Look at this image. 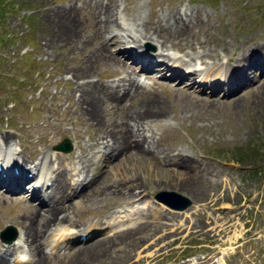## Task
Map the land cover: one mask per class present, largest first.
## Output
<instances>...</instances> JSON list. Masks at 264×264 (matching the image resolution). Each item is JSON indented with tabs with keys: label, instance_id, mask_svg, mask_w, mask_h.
Instances as JSON below:
<instances>
[{
	"label": "rangeland",
	"instance_id": "rangeland-1",
	"mask_svg": "<svg viewBox=\"0 0 264 264\" xmlns=\"http://www.w3.org/2000/svg\"><path fill=\"white\" fill-rule=\"evenodd\" d=\"M12 1L14 6L13 8L9 7L8 13L4 18L6 27H4V30L0 28V34L7 36L8 32H10L14 38L10 39L9 43L0 39V135L4 132L11 135L16 149L24 157H27L28 162L36 159V157L41 158L43 154L47 153L51 157L53 156V166H57L58 164L54 158L57 157L55 151L59 150L54 149V147L65 137L73 141L74 151L85 142H95L92 137L95 129L90 126L91 121H89V124L85 123V117L80 116L78 109L75 107L73 95L71 96L73 88L77 85L75 78L77 74L75 70L72 71V68L81 61L86 68L92 70L88 72L89 74L96 71L93 79L102 78L104 81H108L111 77L118 78L121 73L117 74L114 66H107V63H100L96 68L95 66L93 68L91 61H83L89 58L88 55H90L91 51L99 50L95 47L97 40H99L97 36L99 35V29L93 28V23L90 20L88 21L89 24L81 28L79 36L74 39L75 42L66 38L62 31L61 41L54 36L58 34L54 27L56 28L60 22V15L58 17L51 11L61 8L62 5L69 2L74 3L77 1L80 5L82 0ZM175 1L118 0L117 4L121 8H124L125 5L127 6L128 16L129 11H133L130 16L132 18H136L139 12V15L145 14L143 16L146 19L151 17L152 20L155 19L157 13H159L158 17L165 13L167 14L175 5L188 8L189 12L194 13L199 8L204 12L202 21L195 26L194 32L190 33L188 39L189 41H194L198 48L201 47L196 39L206 41L208 45L216 46V50L222 56L226 55V53L222 46L219 45V41L228 43L229 48L233 49L235 54H238L243 42L248 44L250 41L264 37V0ZM83 10L80 16L77 17L82 22L87 16L90 17L89 12L86 9ZM21 15L22 17H20ZM128 16L123 14L122 17L125 19ZM22 19L24 21H21ZM127 19L129 20V18ZM1 25L3 26V20ZM205 29H207V32ZM23 30L29 33L21 37L19 34ZM62 30L64 33H68L66 23L63 24ZM49 35L55 38V43L50 42ZM15 38L20 40L15 43ZM90 39L93 40L91 43L89 42ZM213 40L216 41L213 42ZM21 41L26 42L25 44L23 43L22 47ZM116 47H114V50ZM170 48L175 51L178 50L177 52L180 50L174 46ZM22 49H28L27 51H30L33 56L19 59V53ZM180 51L182 52V50ZM249 69L252 77L257 76L250 81L248 91H245L247 94H243L240 98L242 110L240 108L236 111L233 108V100H227L226 102H221V104L217 103V107L214 106L216 115L214 114L209 118V121L200 119L196 121L189 115L183 114L181 112V104L178 106L179 108L175 105L176 99L180 97V91L177 90L170 93L171 85L169 86L170 88L165 85L155 86L161 96L166 97L167 94H173L174 96L171 99L172 102L168 100V107L171 110L169 111L168 121H165L164 125L154 128V131H156L155 136L157 135L156 138L162 139L161 150L168 145H172L174 148L184 149L204 161L207 160V163L215 166L216 173L210 192L212 194L216 193L217 196L210 197L208 191H205L206 193L202 195H198V192V196H196V193L191 190L188 192L187 188L174 185V180H169L182 181L180 180L181 172H168L166 170L163 171L160 167L155 168L154 162L148 157L144 159L142 153H138L139 158L136 157V161H133V163H118V165L111 168L106 176L101 174L102 177L113 179L115 178V173L118 174V171L124 170L122 177L131 175L129 176L130 178L144 182V186H142L144 198L142 197L139 200L140 202H138L140 203L138 206L142 208L144 215L151 213L152 209H156L157 206V208H164L163 210H180L158 200L155 195L163 189H174L192 200L188 207L181 209L185 211L184 217L190 215L191 222L194 223H197L198 220L207 221L201 231L197 230L196 227L189 226L190 223L188 222L189 224L187 223L184 229L173 231L169 236H166L164 239L169 242L163 246L162 243L164 241H160L159 246L155 245L147 249L138 246L133 252L135 259L149 254L146 258H142L139 264H179L187 260L198 262L201 259L205 260L211 257L217 259L216 264H264V175H255L252 172L253 170L251 172L248 171L250 165L256 160L263 161L257 163L255 167L264 166V81L262 82L257 78L260 75V67L252 66ZM38 72L41 73L38 74ZM163 80L167 81L166 79ZM175 82L173 81L172 84ZM243 91H239L237 95H241ZM77 93L79 94V91ZM255 95L260 98V104L257 105L256 109L252 104ZM231 97H234V95ZM250 106L255 110L250 109ZM149 132H153V130L151 129ZM252 142H255V148L259 149L257 153L248 158L249 161L242 163L238 160L240 154H238L237 150L241 147L253 146ZM61 152L68 154V152ZM105 164L104 158L93 161L92 165L88 166L89 174L91 176L98 175L101 173L100 169L105 167ZM120 182L124 186V183L129 181L125 179L124 181L120 180ZM107 195H100L93 201L85 197H80L81 199L79 196L71 197L69 201L72 202V207L69 209V215L74 221L72 222L71 220L70 224L69 220H63L54 226L53 232L47 239V243H49L46 247L47 251L51 254L73 256V254H76L75 252H78L77 250L69 252L67 248L63 247V245H67L66 239L70 238L71 232L77 231L79 228L86 231L87 227L83 228V226L91 224L90 219H97V217L109 214L113 210H116V212L112 219L108 218L106 221L93 223L95 226L94 231L97 234L91 240L100 238L114 230L125 228L134 221L140 220L141 215L129 217L132 206H120L121 201H125L122 195L116 197ZM212 200L214 202L212 205H206L207 202ZM20 201L19 199H4L0 197V241L5 244L17 245L19 241L22 242L20 236L21 228L15 222L16 220L12 218L22 214L27 207L26 203ZM178 202L180 201L178 200ZM215 207L228 209L234 215V219L229 223L233 224V226L228 228L226 232H222L221 229L227 228L228 224L222 223L223 214L219 211H213ZM195 210L209 213L220 220L217 224L214 221L206 220L205 217L199 218L193 213ZM153 215L156 214L154 213ZM184 217L180 220H183ZM165 219L170 220L168 218ZM8 224H13L18 231V236L14 242H9L2 236L3 234H8L9 236L13 232V230L9 231L7 228ZM54 233L57 235L55 236ZM33 255L32 250L20 247L14 254H8L7 262L10 259V264L14 262L15 264H33L35 257ZM11 259L15 261H11ZM46 263L64 264V258L54 257L46 260L43 264ZM207 263L208 261L203 264Z\"/></svg>",
	"mask_w": 264,
	"mask_h": 264
},
{
	"label": "bare ground",
	"instance_id": "bare-ground-1",
	"mask_svg": "<svg viewBox=\"0 0 264 264\" xmlns=\"http://www.w3.org/2000/svg\"><path fill=\"white\" fill-rule=\"evenodd\" d=\"M115 1L114 3V0H82L80 5L75 1L51 11L58 17L60 15V22L56 28L54 27L58 33L54 36L59 41L62 38V31L66 38L73 42L75 37L79 36L81 28L89 24L88 21L90 20L93 23V28L99 29V35H97L99 40L95 44L99 50L91 51L88 55L89 58L83 61H91L93 68L94 66L96 68L100 63H107V66H114L117 74H124L118 78L111 77L108 81H104L102 78L95 80L93 75L96 71L89 74L88 72L92 70L86 68L84 63L79 61L78 64H75L72 71L75 70L77 74L75 77L77 85L73 88L71 96L73 95L78 113L85 117V123L89 124L91 121L90 126L95 129L92 136L95 142H85L78 146L76 151L72 150L68 154L55 151L57 157L54 160L57 162V166H53V156L51 157L47 153L43 154L39 158L41 161L33 164L36 173L43 175L40 181L38 177L29 175L32 168L30 164L32 163L28 162L27 157H24L16 149L11 135L6 132L0 135V159L6 164L12 161L10 165L7 164L4 174L0 172V197L19 199L20 202L27 204L22 214L12 217L21 228L20 235L23 242L19 241L17 245H11L0 241V264H9L10 259L7 262L8 254H14L20 247L33 251L35 255L33 264H43L46 260L54 257L64 258V264H139L142 258H146L149 254L135 259L133 252L138 246L147 249L151 246H159L160 241H164L163 246L169 242L164 239L166 236H169L173 231L184 229L188 222L190 223H188L189 226L196 227L200 231L207 223L205 220H198L197 223L191 222L190 215L184 217V210H163L164 208H157L158 206L156 209L153 208L151 213H145L146 215L143 216L142 208L138 206L140 204L138 202L144 195L142 189L144 182L130 178L131 175L122 177L124 170L118 171V174L115 173L113 179L102 177L101 174L106 176L111 168L118 163H133L136 161V157L139 158L138 153H142L144 159L148 157L154 162L155 168L160 167L163 171L168 172H181L180 180L182 181L169 180H174V185L187 188L188 192L191 190L196 193V196L206 193L205 191H208L210 197L216 195V193L210 192L216 173L215 166L207 163V160L206 162L202 158L192 155L184 149L174 148L172 145L161 150L162 139L156 138L154 128L164 125L165 121H168L169 111H171L168 107V100L171 101L174 96L173 94H167L166 97L161 96L152 82L159 81L156 75L161 73L162 77L167 80L161 85L166 87L171 85L172 88L169 87L170 93L180 91V97L176 99L177 101L175 100L176 107L181 104V112L196 121L199 119L208 120L214 114L216 115L214 106L227 100L234 101L233 108L236 111L240 108L242 110L240 98L243 94H247L245 91L248 89L250 81L257 76L252 77L249 68L252 66L260 67V75L257 78L262 82L264 81V37L250 41L248 44L243 42L238 54L229 48L228 43L219 41V45L226 53L222 56L216 50V46L213 47L208 45L206 41L196 39L201 47L198 48L194 41L188 39L190 33L194 32L195 26L202 21L204 12L199 8L194 13L189 12L188 8L175 5L170 11L168 9L169 12L165 13L166 15L163 14L158 17L159 13L155 12L157 16L152 20L151 17L146 19L143 16L145 14L139 15V12L136 18L130 17L133 11H129L128 16L127 6L121 8L117 4L118 0ZM83 9H86L90 15L84 19V22L77 18ZM123 14H126L129 20L123 19ZM64 23L68 27V33H64L62 30ZM121 30L122 32H120ZM205 30L207 32V29ZM51 36L50 42L55 43V38ZM130 38L135 44L138 42V45L149 39L157 45V49L151 51L145 48V53L142 55L138 53L141 51L134 53L132 48H124L123 45ZM92 41L90 39L89 42ZM114 43L117 46L115 50ZM173 46L182 50V53L171 50L170 47ZM72 50L76 51L75 49ZM165 70L170 73V76H166ZM149 78H152V81ZM173 81L176 82L172 84ZM208 90L210 91L207 92ZM242 90L244 91L241 92V95H237ZM78 91L79 94H76ZM232 95L234 97H231ZM252 104L255 109L260 104L258 95L254 96ZM253 107L250 106V109L255 110ZM233 112L236 114L235 111ZM151 129L153 132H149ZM1 143H4L5 146H2ZM119 157L120 159H118ZM102 158L106 161L105 167L100 169L101 173L98 175L91 176L88 166H91L93 161ZM116 159L118 160L114 161ZM36 160L32 159L31 162ZM13 166H17L18 170L16 171ZM119 179L122 181L126 179L129 182L124 183L123 186ZM10 181L14 182L12 186L8 185ZM48 182L50 187H48ZM29 183L32 185L30 195L33 199L25 197L27 194L26 187ZM16 192L17 195H13ZM106 194L110 197L122 195L125 201H121L120 206H132L130 214L142 215L143 218L130 226L121 227L122 229L114 230L87 242L78 239V235L82 233L79 228L78 232L75 230L71 232L70 238L66 239L67 245H65L69 252L77 250L79 253L75 252L76 254L69 255V257L67 254L49 253L46 249L49 244L47 239L53 232L54 226L63 220H69V223L72 220L69 215V209L72 207L70 198L79 196V198L85 197L93 201L100 195ZM213 203L212 200L206 205ZM213 211H219L223 214V216L221 215L223 217L222 223L228 224L227 228L221 229L222 232H226L228 228L233 226L229 223L234 219V215L228 209L215 207ZM115 212L116 210H113L105 217L92 218L90 222L104 221V218L112 219ZM154 213L156 215H153ZM193 213L199 218L205 217L206 220L214 221L217 224L220 220L206 212L195 210ZM182 217H184L185 222L180 220ZM92 226L91 223L83 226V228L87 227L86 229L89 230ZM207 261V264H216L217 259L211 257L205 260L201 259L198 262L187 260L179 264H203Z\"/></svg>",
	"mask_w": 264,
	"mask_h": 264
},
{
	"label": "trees",
	"instance_id": "trees-1",
	"mask_svg": "<svg viewBox=\"0 0 264 264\" xmlns=\"http://www.w3.org/2000/svg\"><path fill=\"white\" fill-rule=\"evenodd\" d=\"M14 6V2L12 0H0V16L2 18V20L4 21L5 15L8 13L9 7L13 8ZM3 28V27H2ZM4 30V28L2 29ZM5 36H3L2 34H0V39L2 41H6ZM2 43V42H1ZM4 44V43H3ZM2 44V45H3ZM253 146H248V147H241L237 150L238 154H240L238 157V160L243 162H247L249 161L248 158L252 157L254 153H257L258 149L255 148V142H252ZM251 144V143H250ZM254 159V158H251ZM263 160H256L253 161L252 165H250V167L248 168V171L253 172V174L255 175H264V166L263 167H255V165L259 162H261Z\"/></svg>",
	"mask_w": 264,
	"mask_h": 264
},
{
	"label": "water",
	"instance_id": "water-1",
	"mask_svg": "<svg viewBox=\"0 0 264 264\" xmlns=\"http://www.w3.org/2000/svg\"><path fill=\"white\" fill-rule=\"evenodd\" d=\"M57 147L60 149L62 148L64 150H69L71 149V144L69 141H67V142L61 143ZM157 197L163 201H166L170 205L177 207V208H181V209L191 204V200L189 198H186V197L184 198V196L181 193L175 190H162L158 192ZM180 198L182 200L178 202L177 199L180 200ZM15 237H16V233H14L11 237H9L8 240H13Z\"/></svg>",
	"mask_w": 264,
	"mask_h": 264
}]
</instances>
